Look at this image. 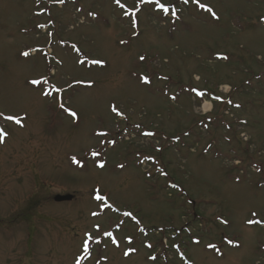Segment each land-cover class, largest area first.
Listing matches in <instances>:
<instances>
[{
	"label": "rangeland",
	"instance_id": "obj_1",
	"mask_svg": "<svg viewBox=\"0 0 264 264\" xmlns=\"http://www.w3.org/2000/svg\"><path fill=\"white\" fill-rule=\"evenodd\" d=\"M0 138V264H264V0H0Z\"/></svg>",
	"mask_w": 264,
	"mask_h": 264
},
{
	"label": "water",
	"instance_id": "obj_2",
	"mask_svg": "<svg viewBox=\"0 0 264 264\" xmlns=\"http://www.w3.org/2000/svg\"><path fill=\"white\" fill-rule=\"evenodd\" d=\"M71 200V196L65 195V196H55L54 201L55 202H63V201H69Z\"/></svg>",
	"mask_w": 264,
	"mask_h": 264
},
{
	"label": "snow or ice",
	"instance_id": "obj_3",
	"mask_svg": "<svg viewBox=\"0 0 264 264\" xmlns=\"http://www.w3.org/2000/svg\"><path fill=\"white\" fill-rule=\"evenodd\" d=\"M165 11H167V10H165ZM144 82L147 83L148 81L145 80ZM45 94L48 95V93H45ZM196 94H197V96H202L201 93H196ZM6 119H12V118L11 117H7ZM16 123L19 124L20 122L17 120ZM0 143H3V139L2 138H0ZM100 167H103V165H100ZM98 199H99V197H98Z\"/></svg>",
	"mask_w": 264,
	"mask_h": 264
},
{
	"label": "bare ground",
	"instance_id": "obj_4",
	"mask_svg": "<svg viewBox=\"0 0 264 264\" xmlns=\"http://www.w3.org/2000/svg\"><path fill=\"white\" fill-rule=\"evenodd\" d=\"M224 89H227V88H226V87H224ZM204 107H206V106H204ZM204 107H203V108H204ZM207 111H208V110H207Z\"/></svg>",
	"mask_w": 264,
	"mask_h": 264
}]
</instances>
